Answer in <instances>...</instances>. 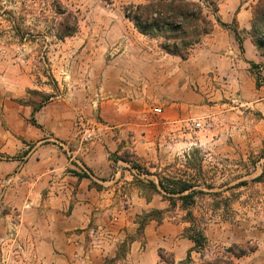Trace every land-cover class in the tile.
<instances>
[{
  "label": "crops",
  "instance_id": "crops-1",
  "mask_svg": "<svg viewBox=\"0 0 264 264\" xmlns=\"http://www.w3.org/2000/svg\"><path fill=\"white\" fill-rule=\"evenodd\" d=\"M216 1L220 23L187 60L136 33L91 74L85 93L35 111L15 101L25 96L4 98L0 89V264H200L159 180L194 183L199 133L190 123L241 111L264 88L251 69L264 63L250 36L259 0ZM81 113L105 127L102 144L79 143ZM148 182L160 192L138 186ZM151 211L164 218L139 235L138 219Z\"/></svg>",
  "mask_w": 264,
  "mask_h": 264
},
{
  "label": "rangeland",
  "instance_id": "rangeland-1",
  "mask_svg": "<svg viewBox=\"0 0 264 264\" xmlns=\"http://www.w3.org/2000/svg\"><path fill=\"white\" fill-rule=\"evenodd\" d=\"M144 2L146 0H0V89L4 91V98L25 96V101H15L33 106L42 102V96H49L50 100L87 92L91 74L137 40L135 34L140 33L126 19L125 8ZM57 12L77 18V31L73 36L57 37V23L63 19ZM9 13L13 15L15 26L6 22ZM147 40L158 47L156 41ZM262 66L258 70L261 73ZM260 86L264 87L263 77ZM35 91L39 95L30 93ZM263 103L264 88L241 111L228 112L218 119L194 120L201 123V127L193 121L190 123L199 133L198 148L192 157L197 167L193 191L199 193L189 210L208 238L206 246L198 251L200 264H264ZM165 179L170 178L162 177L159 181ZM240 183L244 185L238 186ZM138 186L147 188L149 193L160 192H155L149 182ZM163 194L164 198L168 196ZM182 204L178 198L175 207L169 201L171 216L177 215L173 220L178 216L179 219L186 217L189 210H183ZM176 206L177 214L173 213ZM1 208H5L3 203H0ZM138 222L140 224V217ZM123 245L119 256L125 251ZM252 248L256 250L249 253ZM164 258L171 262V257L164 255Z\"/></svg>",
  "mask_w": 264,
  "mask_h": 264
},
{
  "label": "trees",
  "instance_id": "trees-1",
  "mask_svg": "<svg viewBox=\"0 0 264 264\" xmlns=\"http://www.w3.org/2000/svg\"><path fill=\"white\" fill-rule=\"evenodd\" d=\"M218 3L216 0H146L140 4H130L125 8V17L135 27V29L145 38L156 41L158 48L171 56L179 57L187 60L191 56L194 49L201 44L204 37L209 35L216 23H220L218 18ZM63 15L60 23H57V37H71L77 31L78 21L73 15L66 12H60ZM6 22L15 26L16 22L13 15L9 13ZM74 20V22H73ZM74 25L71 28V25ZM55 27V26H54ZM238 36L237 29L234 30ZM250 36L252 43L264 58V0H259L252 6V21ZM264 68V63L263 66ZM261 66L252 65V73L256 77L257 86L262 83ZM39 95V92H30ZM42 102L34 104V110L38 111L48 100L49 96H42ZM21 105H32L22 101H17ZM31 123L36 124L32 119ZM140 169L138 166H135ZM244 185L240 183L238 186ZM149 186L158 192L157 186L153 182H149ZM159 188L168 194L165 196L173 207H175L176 199L182 201L183 210H189L195 204L194 192L195 185L181 180L165 179L159 182ZM190 193V194H187ZM163 220V212H150L140 217L138 234L142 235L145 226L149 221ZM184 222L190 226L185 229V235L195 243V250H202L208 243V238L197 225V218L190 210L187 212ZM124 250L126 245H123ZM256 249H250L249 253H253ZM247 255L246 253L242 254ZM161 257L164 258L163 252ZM215 264H220L216 262ZM233 264V263H231Z\"/></svg>",
  "mask_w": 264,
  "mask_h": 264
},
{
  "label": "built area",
  "instance_id": "built-area-1",
  "mask_svg": "<svg viewBox=\"0 0 264 264\" xmlns=\"http://www.w3.org/2000/svg\"><path fill=\"white\" fill-rule=\"evenodd\" d=\"M148 113L159 116L162 114V109L159 107H152ZM144 121L149 125L153 124V122L147 117ZM193 123H196V121H193ZM195 125L197 127H201V123L199 122ZM104 130L105 127L102 124L88 120L84 113L79 114L77 117L75 123V134L82 146L102 144L104 141Z\"/></svg>",
  "mask_w": 264,
  "mask_h": 264
}]
</instances>
